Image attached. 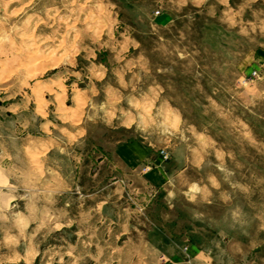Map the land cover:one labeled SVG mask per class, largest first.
Here are the masks:
<instances>
[{
    "label": "rangeland",
    "instance_id": "rangeland-1",
    "mask_svg": "<svg viewBox=\"0 0 264 264\" xmlns=\"http://www.w3.org/2000/svg\"><path fill=\"white\" fill-rule=\"evenodd\" d=\"M125 144L167 175L133 240L264 259V0H0V264Z\"/></svg>",
    "mask_w": 264,
    "mask_h": 264
},
{
    "label": "crops",
    "instance_id": "crops-1",
    "mask_svg": "<svg viewBox=\"0 0 264 264\" xmlns=\"http://www.w3.org/2000/svg\"><path fill=\"white\" fill-rule=\"evenodd\" d=\"M202 4L204 0H190ZM198 2V3H196ZM19 158L25 151L18 152ZM149 151L140 144L120 145L108 154V159L99 163L92 175L91 168L84 164L72 165L73 172L89 182L77 183L79 197L66 199L57 212L51 213V236L59 234L67 239L50 250H31L30 264H264L259 253L253 257H236L234 248L219 252L213 244H196L182 252L180 249L161 247L157 250L148 240H133L131 234L134 220L141 215L128 197L141 202L154 190L159 189L167 175L158 165V160L148 159ZM89 158L88 153L81 157ZM145 168V169H144ZM144 169V170H143ZM4 174H6L3 169ZM147 220L142 218L141 221ZM59 225V228H55ZM158 248V247H157ZM225 255H224V254ZM3 254H11L3 250ZM246 254V252H242ZM26 253L19 254L20 264H25ZM240 262V263H239ZM3 263L6 264L5 259ZM27 263V262H26ZM9 264V263H8Z\"/></svg>",
    "mask_w": 264,
    "mask_h": 264
},
{
    "label": "built area",
    "instance_id": "built-area-1",
    "mask_svg": "<svg viewBox=\"0 0 264 264\" xmlns=\"http://www.w3.org/2000/svg\"><path fill=\"white\" fill-rule=\"evenodd\" d=\"M160 156L163 160H166L168 158V152L167 151H164V150H161L160 151Z\"/></svg>",
    "mask_w": 264,
    "mask_h": 264
}]
</instances>
